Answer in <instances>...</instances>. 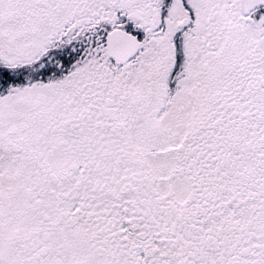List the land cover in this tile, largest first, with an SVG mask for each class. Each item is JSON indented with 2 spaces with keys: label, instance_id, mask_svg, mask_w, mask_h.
I'll use <instances>...</instances> for the list:
<instances>
[{
  "label": "snow or ice",
  "instance_id": "6c2138e0",
  "mask_svg": "<svg viewBox=\"0 0 264 264\" xmlns=\"http://www.w3.org/2000/svg\"><path fill=\"white\" fill-rule=\"evenodd\" d=\"M0 264H264V0H0Z\"/></svg>",
  "mask_w": 264,
  "mask_h": 264
}]
</instances>
